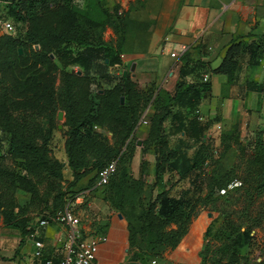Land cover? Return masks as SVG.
I'll list each match as a JSON object with an SVG mask.
<instances>
[{"label": "rangeland", "instance_id": "obj_1", "mask_svg": "<svg viewBox=\"0 0 264 264\" xmlns=\"http://www.w3.org/2000/svg\"><path fill=\"white\" fill-rule=\"evenodd\" d=\"M65 7L86 10L85 28L91 34L89 42L94 45L113 46L115 43V48L120 49V33L133 29V25L127 23L124 13L119 10L120 0H69ZM35 8L28 0H15L12 7L6 1L0 0V37L11 36L22 44H19L15 62L6 61L0 66V87L6 93L0 107V125L7 115L23 122L27 129L36 124L41 130V136L39 134L40 137L36 139L37 143L41 145L49 137V156L54 164H61L58 155L62 152L66 155L67 130L66 115L62 108L66 103L62 71L80 73L81 68L73 65L62 69L55 58L46 62L42 59L35 60L30 55V50L37 51L39 45L26 40V31L35 26V15L44 14ZM48 9L56 11L52 3L48 4ZM6 21L14 25L16 34L11 35L5 30ZM112 33L117 35L116 42ZM69 47L73 52L79 49L75 44ZM23 49L26 53H23ZM99 63H102L101 59L94 62L87 73L90 78V98L94 103H98L97 93L102 94L103 89L111 86L99 76ZM151 101L153 98L143 109L149 110L146 119L153 108ZM59 112L63 113L61 120L57 119ZM115 125L92 127L105 147L114 148L112 156L120 155L125 149H120L119 143L114 142L119 125L117 120ZM148 127V123L139 126L136 123L132 139L133 155L136 150L139 155H154L153 141L147 139ZM162 133L169 148L181 147L189 157L193 156L195 149L202 147L199 157L204 163L196 171V180H193V174L188 178H180L174 172H166L161 177V183H155L152 169L154 166L150 169L146 160H140V175L136 178L130 174L131 160L128 171L124 167L127 174L131 175V185L121 188V194L112 186L109 200L105 201L111 213L121 214L127 222L128 252L120 264H264V131L245 133L238 127L229 130L217 129L205 134L202 143H196L187 136L182 137V134L169 133L166 125ZM10 135V132L0 129V226L11 232L14 228L5 226L2 216L5 199L17 205L13 209L14 216L34 223L44 217L41 210L44 204L38 206L35 199H30V195L19 188L12 193L6 189L10 186L8 177L24 173L22 160H12L8 154H4ZM137 140L141 141L140 145L136 144ZM179 141L185 144L179 145ZM118 178L119 176L116 179ZM220 178L221 190L217 189L220 183L216 182ZM166 180L169 182L166 183ZM47 185L48 181L45 179L38 185L40 193L47 190ZM170 186L174 194H180L187 189L186 198L191 200L188 221L170 222L164 228L166 233L171 232V237L177 235L179 241L176 246H171L157 236L138 218L144 213L147 203L152 202L160 191ZM62 199L65 205L68 200L64 201V197ZM90 200H84L78 209L86 210ZM49 203L52 209L53 202ZM95 228L101 227L96 224ZM17 232L20 234L18 230ZM188 234L191 238L188 242L189 248L182 245V255L174 256L175 248L178 246L179 249Z\"/></svg>", "mask_w": 264, "mask_h": 264}, {"label": "trees", "instance_id": "obj_2", "mask_svg": "<svg viewBox=\"0 0 264 264\" xmlns=\"http://www.w3.org/2000/svg\"><path fill=\"white\" fill-rule=\"evenodd\" d=\"M1 1H6L11 7L15 2V0ZM67 1L69 0H28L32 6L36 7V11L41 10L44 14L34 16L35 26L27 29L26 40L39 45L37 51L30 50V55L35 60L42 59L50 62L51 58H55L62 69L73 65L81 68L80 73H78L79 71H62L66 97V103L62 105L67 126L65 152L68 166L72 171V180L65 181L66 187H64L62 165L54 164L49 156L47 148L49 137L41 145L37 143L36 139L39 134L41 136V130L36 124L31 126V129L29 127L27 129L23 122L12 115H7L3 124L0 125L2 131L11 134L8 148L4 154H8L12 160H22L24 166L22 175L6 176L10 179V186H7L6 189L12 193L16 188H19L27 192L30 199H35L38 206L44 204L41 209L42 217H48L61 210L67 204L62 203L63 197L64 201H70L79 192L85 190L84 188L75 190L77 183L82 178L94 173L89 179L88 186L92 185L97 179L98 171L111 160H117V167L106 186L103 201L109 200L112 186L118 191V194H121V188L131 185L129 180L132 179L131 175L127 174V167L133 155V132L143 109L152 97L149 89L146 91L138 89L136 83L128 75L114 77L107 72L110 65L119 61L116 59L117 55L113 54L114 49L107 45H94L89 42L91 34L85 28L84 22L86 10L79 7H65ZM49 3H52L53 8L56 7V11L48 9ZM19 44L21 43L11 36L0 37V66H3L6 61L15 62L18 57ZM72 44L79 47L76 52L69 49ZM231 48L228 49L227 54L233 50ZM23 53H26L25 49H23ZM227 54L215 71L227 73L231 79L237 62L229 58ZM100 59L102 63L98 65L99 76L111 86L103 89L102 94L97 93L98 103H94L90 98V78L87 73L94 62H99ZM180 60L179 78L174 94L172 96L157 95L151 101L153 108L147 119L149 124L147 139L153 141L152 148L155 155L153 167L155 183H161V177L166 172H174L180 178H188L193 174V180H196L198 178L196 171L204 163L203 159L199 157L202 147L195 149L193 156L189 157L181 147L169 148L162 133L166 121L169 120L171 122L168 128L169 133L182 134V137L187 136L196 143H202L205 136L204 131L209 127L208 123L202 124L198 120L197 114L198 106L209 90V82L200 79V73L204 71V63L193 61L186 54H183ZM189 76L196 78L195 81L189 82L187 80ZM259 88L260 91H264V81L259 84ZM5 96L6 93L0 87V107L3 105ZM121 96L124 97L123 104L120 103ZM116 120L119 125L114 142L115 144L119 143L120 149L123 147L125 149L120 155L112 156L111 152L113 153L114 148L105 147L97 138L92 127L94 125L114 127ZM184 144V142H179V145ZM124 167L127 168V171ZM117 176H119L118 180ZM44 179L48 181V191L40 193L38 185ZM216 182L220 183L217 189L221 190V178ZM187 194V189L182 190L180 194H174L171 186L166 187L156 195L152 202L147 203L144 213L138 218L157 236L171 246H176L179 238H176L177 235L171 237V232L166 233L164 228L170 222L188 221L191 200L186 198ZM50 201L53 202L52 209L49 206ZM2 206L4 225L20 232L21 246L31 232V227L27 225L29 220L22 221L13 215V209L17 207L13 201L5 199ZM100 227L103 229L104 225H100Z\"/></svg>", "mask_w": 264, "mask_h": 264}, {"label": "crops", "instance_id": "obj_3", "mask_svg": "<svg viewBox=\"0 0 264 264\" xmlns=\"http://www.w3.org/2000/svg\"><path fill=\"white\" fill-rule=\"evenodd\" d=\"M119 10L133 29L120 33V49L115 48V43L108 45L119 59L108 67L111 76H123L126 70L138 89L151 91V99L157 95L172 96L179 78L180 57L186 54L189 59L204 63L200 79L204 81L206 76L209 82L197 111L202 118L198 120L209 124L205 134L237 127L245 133L264 131V91L259 88L264 81V0H120ZM116 36L112 33L115 42ZM181 45L187 46L185 52L180 51ZM230 47L233 50L227 54ZM172 52L178 56L171 57ZM226 54L237 62L231 79L227 73L215 71ZM132 63L134 71H129ZM195 79L187 78L189 82ZM170 123L166 121L167 128ZM139 154L136 150L131 158L130 174L134 178L140 175L141 159L148 161L150 169L155 163V155ZM58 156L63 179L71 181L67 156L64 152ZM91 175L82 178L75 190L94 187L97 179L88 186ZM89 199L86 210H79L80 204ZM72 208L81 219L84 234L103 233L107 237L106 242L100 243L93 264H120L128 252L126 220L111 213L105 201L96 197L86 196L81 203H73ZM96 224L104 225L103 229L95 228ZM28 225L31 232L21 246L22 236L17 230L10 232L0 226V264H37L32 256L35 236L48 245L47 251L55 250L58 257L62 253L65 227L53 220L45 227H39L38 221ZM190 240L188 234L179 249L175 248L174 256L182 255L181 246L187 248Z\"/></svg>", "mask_w": 264, "mask_h": 264}, {"label": "built area", "instance_id": "obj_4", "mask_svg": "<svg viewBox=\"0 0 264 264\" xmlns=\"http://www.w3.org/2000/svg\"><path fill=\"white\" fill-rule=\"evenodd\" d=\"M5 30L11 35L16 34L14 25L6 21L4 23ZM187 50L186 45L180 46V51L185 52ZM171 57H177L175 52L170 53ZM207 77L204 76V81ZM148 109H145L138 120L139 125H146L148 123L146 116ZM199 120H202L200 117ZM117 167V160H111L107 165L100 169L97 173V183L91 189L82 190L79 192L73 200L67 202V204L61 210L54 212L52 215L38 220L39 227H45L49 224L50 220L55 221L57 224L65 227L66 238L64 250L61 254H58L55 250L47 251L48 245L38 236L33 238V253L32 256L37 260V264H93L100 243L106 242L107 237L103 233L84 234L82 230L81 219L73 211L72 204L81 203L82 199L86 196L96 197L100 200L104 199L106 186L108 185L110 178L115 173ZM33 236V235H31Z\"/></svg>", "mask_w": 264, "mask_h": 264}, {"label": "water", "instance_id": "obj_5", "mask_svg": "<svg viewBox=\"0 0 264 264\" xmlns=\"http://www.w3.org/2000/svg\"><path fill=\"white\" fill-rule=\"evenodd\" d=\"M51 57H53V56L51 55ZM106 62H107V60H106ZM134 68H135V64L132 63L131 66H130L129 71H134ZM126 72H127L126 70L123 71V76L126 75ZM100 92H102V90H100ZM123 100H124V98L121 96V97H120V103H123ZM62 114H63L62 112H59V113H58V115H57V119H58V120H61V119H62ZM59 127H61V126L59 125ZM136 144H137V145H140V144H141V141L138 140ZM118 216H119V217H122L121 214H118Z\"/></svg>", "mask_w": 264, "mask_h": 264}]
</instances>
